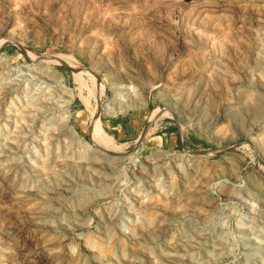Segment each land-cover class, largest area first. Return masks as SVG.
<instances>
[{
    "label": "rangeland",
    "instance_id": "374dc122",
    "mask_svg": "<svg viewBox=\"0 0 264 264\" xmlns=\"http://www.w3.org/2000/svg\"><path fill=\"white\" fill-rule=\"evenodd\" d=\"M0 126V264H264V0H0Z\"/></svg>",
    "mask_w": 264,
    "mask_h": 264
},
{
    "label": "bare ground",
    "instance_id": "6f19581e",
    "mask_svg": "<svg viewBox=\"0 0 264 264\" xmlns=\"http://www.w3.org/2000/svg\"><path fill=\"white\" fill-rule=\"evenodd\" d=\"M204 11V10H203ZM224 28V27H223ZM229 29H231V28H229ZM227 31V30H226ZM217 34V33H216ZM226 34V33H225ZM221 37H222V35H220ZM215 39H217V38H215ZM210 42V41H209ZM32 55H35L34 53H32ZM56 56V55H55ZM34 58L36 57V56H33ZM43 57H46L45 55H42V56H40L39 57V59H43ZM52 57H54V56H52ZM58 57H60L59 55H58ZM55 58V57H54ZM61 58V57H60ZM78 64V63H77ZM103 87V86H102ZM104 88V87H103ZM11 101H13V99H11ZM100 104L101 103H99V106H100ZM98 106V107H99ZM9 111V110H8ZM99 111L100 110H97V111H95L93 114H94V123L93 124H95L94 125V129H96V131H97V133H98V135H99V140H100V142L103 144V146L105 145L106 147H108V148H106L109 152H112V151H119L117 148H115L114 147V145H113V142H112V140L108 137V135L106 136L105 134H104V132H102L101 130H99V129H102L101 128V126H100V114H99ZM6 113V112H5ZM12 113V112H11ZM11 120V119H10ZM5 127L6 128H8L9 127V121H7V124L5 125ZM4 127L3 126H0V129H3ZM5 128V129H6ZM115 155V154H114Z\"/></svg>",
    "mask_w": 264,
    "mask_h": 264
}]
</instances>
